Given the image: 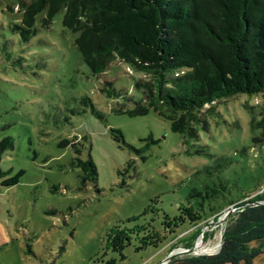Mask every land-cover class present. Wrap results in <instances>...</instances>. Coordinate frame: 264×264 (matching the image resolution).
<instances>
[{
    "label": "rangeland",
    "instance_id": "374dc122",
    "mask_svg": "<svg viewBox=\"0 0 264 264\" xmlns=\"http://www.w3.org/2000/svg\"><path fill=\"white\" fill-rule=\"evenodd\" d=\"M29 2L0 0V140L13 139L0 170L24 171L16 185H0V264H155L159 253L181 251L192 236L190 254L216 253L226 220L216 222L233 206L200 215L196 226L184 225L175 234L161 221H171L180 207L194 223L191 211L180 205L192 188L207 181L200 171L226 161L245 199L264 189V183H255L264 168V141L254 143L259 129L250 127L254 114L259 119L264 94H240L214 104L217 113L208 119V132L183 145L169 121L153 110L143 116L113 112L142 97L133 84L144 76L118 59L93 75L74 46L75 36L62 26L63 12L47 26L38 14L36 34L21 42L12 28ZM106 82L129 100L107 97ZM86 97L103 119L82 103ZM63 140L75 142L80 154L70 145L59 146ZM198 145L205 146L203 152H197ZM88 155L96 167L95 183L83 182L82 169L70 166L74 157ZM246 175L254 178L248 188L241 183ZM232 193L239 191L233 187ZM202 224L200 235L196 227ZM129 230L130 245L120 251ZM140 238H162L163 246L136 250ZM253 264H264V246Z\"/></svg>",
    "mask_w": 264,
    "mask_h": 264
},
{
    "label": "trees",
    "instance_id": "16d2710c",
    "mask_svg": "<svg viewBox=\"0 0 264 264\" xmlns=\"http://www.w3.org/2000/svg\"><path fill=\"white\" fill-rule=\"evenodd\" d=\"M60 12L63 28L75 36L74 46L93 75L104 72L118 59L144 76L133 84L142 97L131 100V107L120 104L113 112L143 116L153 110L169 121L171 131L180 135L183 145L198 141L201 131L208 132V119L217 113L214 104L240 94H264V0H30L12 30L26 43L37 32L38 14L43 13L40 22L47 26ZM105 86L102 92L107 97L129 100L110 82ZM82 103L92 115L103 119L89 98H83ZM259 107V119L254 114L250 121L252 130L259 129L252 137L254 143L264 141V105ZM111 133L118 135L116 140L121 139L119 131ZM75 144L63 140L59 146L70 145L79 155ZM197 147L201 152L205 146ZM12 149L13 139L3 137L0 160ZM229 165L226 161L200 171L208 175L207 181L192 188L187 203L180 205L185 212L191 211L194 223L189 222L192 219L187 213L180 212V207L171 221H161L162 227L175 234V229L184 225L196 226L200 215H217L233 206L235 210L228 215L221 233L219 250L214 254H179L166 264H253L261 253L264 203L254 202H264V189L253 200L245 199L243 187L240 189L231 180L233 169ZM70 166L82 169L83 182L97 181L90 155L86 159L74 157ZM23 175V170L14 175L0 170V185L14 186ZM251 179L254 178L244 176L242 185L248 188ZM255 181L264 183V168H259ZM233 187L239 193L233 194ZM245 203L248 205L243 206ZM202 226L196 227V232ZM132 235L133 230L123 234L120 251L130 245ZM161 239L149 242L140 238L136 250L149 246L161 249ZM188 239L191 242L193 236ZM190 242L184 248L190 247ZM166 255L159 253L158 262Z\"/></svg>",
    "mask_w": 264,
    "mask_h": 264
},
{
    "label": "water",
    "instance_id": "95a60500",
    "mask_svg": "<svg viewBox=\"0 0 264 264\" xmlns=\"http://www.w3.org/2000/svg\"><path fill=\"white\" fill-rule=\"evenodd\" d=\"M260 203H264V202H254V204H260ZM248 203H245L243 204V206H247ZM232 210V209H231ZM227 211L226 213H224V215L222 216V218H220L216 224L218 223H222V222H225V220L227 219L228 217V214L230 213V211ZM204 227L205 226H202L201 227V230H200V235L202 234L203 230H204ZM220 240H221V237H220ZM193 245L190 246L189 248H183L181 251H170L161 261H159L157 264H166L173 256H176V255H179V254H190L193 250ZM219 248H220V245H219ZM219 250V249H218Z\"/></svg>",
    "mask_w": 264,
    "mask_h": 264
},
{
    "label": "bare ground",
    "instance_id": "6f19581e",
    "mask_svg": "<svg viewBox=\"0 0 264 264\" xmlns=\"http://www.w3.org/2000/svg\"><path fill=\"white\" fill-rule=\"evenodd\" d=\"M213 250V249H212Z\"/></svg>",
    "mask_w": 264,
    "mask_h": 264
}]
</instances>
